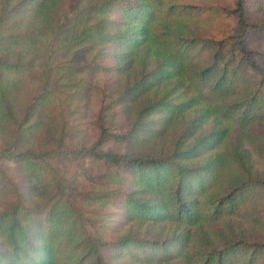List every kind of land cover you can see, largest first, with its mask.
<instances>
[{
	"label": "trees",
	"instance_id": "16d2710c",
	"mask_svg": "<svg viewBox=\"0 0 264 264\" xmlns=\"http://www.w3.org/2000/svg\"><path fill=\"white\" fill-rule=\"evenodd\" d=\"M61 1L0 0V127L8 135L0 158L33 179L15 184L0 167V191L14 196L0 210V264H128L108 259L123 253L147 264H264V238L204 237L222 214L263 218L264 179L250 173L251 150L242 145L246 126L264 118V51L247 42L251 31L264 35V23L247 17L245 0ZM39 16L44 24L31 21ZM219 16L234 22L213 35L208 25ZM107 52L118 69L120 59L140 68L114 99L139 102L130 126L117 131L105 125L100 107L94 139L69 149L114 167L103 175L111 186L73 193L52 172L63 136L49 148L30 141L65 127L57 103L79 95L80 69ZM22 86L27 99L17 111L10 94ZM189 108L193 116L157 155L99 147L144 136L153 145L163 125ZM204 122L208 128L199 129ZM231 125L237 129L228 133ZM248 140L264 152V136ZM39 186L48 193L25 204V193L38 194ZM82 194L119 206L127 218L195 225L198 236L190 246L187 229L162 238L108 237L86 226Z\"/></svg>",
	"mask_w": 264,
	"mask_h": 264
},
{
	"label": "rangeland",
	"instance_id": "374dc122",
	"mask_svg": "<svg viewBox=\"0 0 264 264\" xmlns=\"http://www.w3.org/2000/svg\"><path fill=\"white\" fill-rule=\"evenodd\" d=\"M218 2H227L229 0H214ZM63 0L59 3L61 4ZM247 17L250 20H256L264 23V0H245ZM36 24H44L41 17L32 18ZM234 19L232 17L219 16L217 19L210 23L209 29L213 35H219L223 30L229 29L233 25ZM200 27V26H199ZM202 27V26H201ZM213 27V28H211ZM248 46L264 51V35H259L256 32H249L247 36ZM115 57L112 53L107 52L106 55H102L92 65L82 67L78 73L79 79V95L71 100H63L57 103L55 110L58 115L66 120L65 127L62 129H51L52 139L49 136L40 135L35 141V137L30 143L34 146L41 145V147L54 146L56 138L63 136L62 144H60L59 153L51 158L52 172L59 175L60 180L63 181L62 186L68 191L81 189H94V191H103L107 188V185H112L104 174L107 170H114V167L109 163H106L103 159L89 158L84 156L82 152H70L69 149H77L80 144H89L96 136V120L98 118V111L100 107H104L103 121L108 128L115 131L119 128H128L134 117L135 108L139 100H127L121 101L120 99H114V96L122 90V86L125 83H131V76L135 74V77L140 73V68L133 63L125 62L124 59L119 60V69L114 66ZM264 63V61L262 62ZM139 69V70H138ZM37 72V71H36ZM35 72V74H36ZM24 86V82L22 84ZM21 89H14L10 94V102L13 109L21 110L25 108L24 99L26 98L25 91ZM25 89L29 90L30 85ZM163 89H165L163 87ZM161 90V87H160ZM177 94H169L168 99H175ZM64 99V96L63 98ZM194 110L192 108L186 109L182 114L174 116L169 122L164 124V130L161 131L159 140L151 145L149 142L151 139L144 136L140 138L130 139L134 142L130 144L125 143L122 146L119 143L107 140L99 147L101 149L110 150H126L134 154L150 153L157 155L163 149H167L170 144V140L182 130V126L188 122L193 116ZM162 113H158L157 116L161 117ZM151 116V115H150ZM149 116V117H150ZM209 123H202L199 129H207ZM245 134L249 138L250 133L254 136H259L261 139L264 136V118L262 120H256L249 123L246 126ZM237 129L235 125L229 127L228 133H233ZM229 134H226V138ZM231 135V134H230ZM8 135L3 127H0V146L6 143ZM225 138V140H226ZM248 138H244L243 147L250 149V173L253 176H257L260 179H264V152L259 154L258 152L250 148ZM56 139V140H54ZM50 140H52L50 142ZM139 140V141H138ZM128 141V140H126ZM142 141V142H141ZM144 141V142H143ZM50 142V143H49ZM224 142V141H223ZM156 143L159 146H155ZM225 143H223L224 145ZM31 145V146H32ZM32 146V147H33ZM49 148V147H48ZM63 149V150H62ZM0 167L4 170L7 177L12 180L13 183L23 185L32 181V175L23 170L16 162L7 159L0 158ZM122 174L128 173L121 169L119 171ZM108 176H110L108 174ZM108 186V187H109ZM47 190L39 186L38 194L28 195L25 193V204L41 202L43 195ZM46 192V193H45ZM13 193L0 191V210L8 208L10 205V199L13 201ZM41 196V197H40ZM83 199L81 207L84 208V213L87 218L86 226L88 229L93 230L96 227L100 228L108 237H116L119 235L140 236L144 238L148 237H165L172 233L176 234L183 229L189 231V235L184 239L186 245L193 244L198 234H193L197 230L195 225H180L171 221L154 222L152 220H140L135 218H127L119 213V206L111 204H102L97 198L89 199L86 194H82ZM260 198L264 200V186L261 188ZM75 197V196H74ZM75 199H77L75 197ZM263 218L257 222L249 220L245 216L239 214L235 215H223L212 222V226H208V229H204L205 239L208 237L215 243H220L221 239L225 240L227 237L235 238H247V239H262L264 238V211ZM176 232V233H175ZM216 232V233H215ZM201 235V234H200ZM203 235V233H202ZM219 235L221 238L219 240ZM219 240V241H218ZM205 241V240H204ZM109 261L120 262L125 260L128 264H147L142 263L141 258H131L128 254H122L120 257H108ZM171 261L169 264H174ZM158 264H166L160 262Z\"/></svg>",
	"mask_w": 264,
	"mask_h": 264
}]
</instances>
